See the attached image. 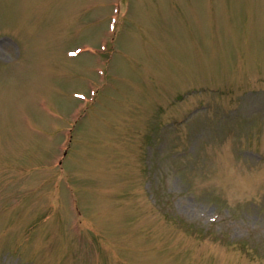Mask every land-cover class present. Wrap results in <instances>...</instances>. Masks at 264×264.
<instances>
[{"label":"rangeland","instance_id":"obj_1","mask_svg":"<svg viewBox=\"0 0 264 264\" xmlns=\"http://www.w3.org/2000/svg\"><path fill=\"white\" fill-rule=\"evenodd\" d=\"M0 264H264V0H0Z\"/></svg>","mask_w":264,"mask_h":264}]
</instances>
